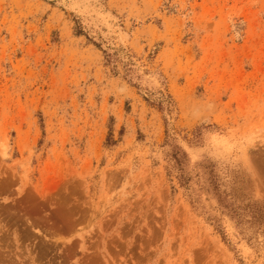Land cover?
<instances>
[{
    "label": "rangeland",
    "instance_id": "obj_1",
    "mask_svg": "<svg viewBox=\"0 0 264 264\" xmlns=\"http://www.w3.org/2000/svg\"><path fill=\"white\" fill-rule=\"evenodd\" d=\"M0 264H264V0H0Z\"/></svg>",
    "mask_w": 264,
    "mask_h": 264
}]
</instances>
